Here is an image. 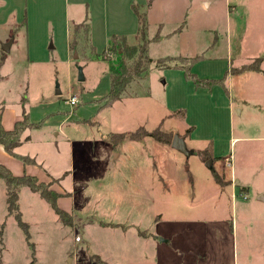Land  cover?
Returning <instances> with one entry per match:
<instances>
[{
  "label": "rangeland",
  "instance_id": "obj_1",
  "mask_svg": "<svg viewBox=\"0 0 264 264\" xmlns=\"http://www.w3.org/2000/svg\"><path fill=\"white\" fill-rule=\"evenodd\" d=\"M203 1H212L210 10ZM227 1L236 0H0V110L10 120L26 112L39 125L25 131L15 153L49 173L47 183L64 196L60 208L73 218L62 224L38 193L19 187L28 238L9 213L0 178V264H98L96 255L108 264H132V255L195 264L206 253L207 231L211 243L225 241L220 226L227 219L230 227L234 213L239 222L219 264H264V205L253 197L264 190V177L241 175L251 194L240 197L235 184L233 202L226 181L236 175L235 161L229 168L222 160L233 153L230 93L216 80L231 67L224 33L213 24L223 22ZM138 13L147 17L152 64L106 106L109 74L120 59L109 48L120 35L128 48L138 44ZM189 74L212 83L197 87ZM140 128L160 129L171 140L178 134L195 154L129 138L143 134ZM206 151L212 168L202 159ZM247 205L252 211L241 212ZM142 235L152 245L167 243L156 248Z\"/></svg>",
  "mask_w": 264,
  "mask_h": 264
},
{
  "label": "crops",
  "instance_id": "obj_2",
  "mask_svg": "<svg viewBox=\"0 0 264 264\" xmlns=\"http://www.w3.org/2000/svg\"><path fill=\"white\" fill-rule=\"evenodd\" d=\"M203 4L210 10L212 1H203ZM223 13V22L214 21L213 30L217 34L224 33L227 60L231 67L222 80L217 79V84L224 82L229 86V113L232 122L230 147L232 149L231 152L234 153V160L232 158L233 153L223 157L222 160L227 163L226 165L229 168L235 161L236 175L233 177L232 173L231 180L226 181L229 187L232 186L231 198H233L234 202L238 193L234 188L235 184L236 188L239 189L238 194H241L240 197L242 195L246 197L247 195L249 196V193L251 194L250 183L245 182L242 177L240 178L241 175L257 173L264 177V0H236L234 3L227 1ZM215 48L216 51L219 50L217 43L214 46L212 45V49L215 50ZM216 57H219L218 53ZM258 59L261 60L260 69L262 71L243 70V72H239L244 65L253 63ZM3 109L0 110L3 127L7 130H12L16 121L21 120L22 116H16L11 118V120L7 119L4 116ZM236 117L238 119L237 123L234 121ZM0 163L4 164L15 176L24 174L36 175L41 181L47 183L49 173L47 174L45 171H43L45 174L42 173L39 169H36L35 164L25 165L23 162L15 161L5 151L2 144L0 145ZM46 175L47 177H45ZM253 197L261 206L264 205V190L257 191L253 194ZM236 207L232 209V213L237 211ZM262 208L260 207V209ZM66 211L69 212L68 210ZM242 211L247 213V211H252V208L247 205V208L241 209ZM237 217L234 213L230 224L231 229L229 221L227 219L222 220L220 229L222 230V236L226 237L223 242L216 243L213 237V242L211 243V232L207 231L206 245L208 247L206 253L202 258L196 259L195 264H219L220 260H227L230 238L235 233V228L239 222ZM216 228L214 227L213 229ZM140 237H143L144 243L156 248L167 243L164 238L152 245L146 236L142 235ZM218 244L222 245L220 253L215 250ZM225 247L227 254L224 250ZM131 257L129 260L132 264H161L158 261L135 260L134 255Z\"/></svg>",
  "mask_w": 264,
  "mask_h": 264
},
{
  "label": "trees",
  "instance_id": "obj_3",
  "mask_svg": "<svg viewBox=\"0 0 264 264\" xmlns=\"http://www.w3.org/2000/svg\"><path fill=\"white\" fill-rule=\"evenodd\" d=\"M137 16L139 18L138 33L140 36L138 44L133 47V49H130L127 46V38L123 35H120L113 37L112 45L109 48L111 51H114L117 55H120V59L118 62L119 65L117 67H113L111 73L109 74V78L111 79V87L105 101L106 106L112 105L113 103L119 101L122 97L123 91L132 82V80H134L135 77L143 74L147 67L152 64V61L148 58L149 40L147 37V17L144 14L139 13L137 14ZM184 25L185 24H183L182 26ZM180 29L181 28H179V31ZM158 37L159 36H156L155 39H158ZM136 53L139 54L136 61L132 65L128 64L129 59H131ZM4 62L5 61L3 60L0 61V69ZM260 66L261 60L258 59L253 63L244 65L243 68L239 70V72H243V70L262 71L260 69ZM188 77L195 83L197 87H203L205 85L204 82L206 81L210 82L209 84L212 83L211 80L196 77V75L194 74H189ZM1 79L2 77L0 75V80ZM22 117V120L16 121L12 130H7L6 128H4L2 118H0V145L2 144L4 146L5 151L10 156L19 158L23 161L25 165L36 164V160L34 158L19 156L15 153L17 148L22 145V137L25 131L31 128H39V125L37 123H32L30 121V116L26 112L23 113ZM139 130H142L143 134H131L129 135V138L138 141V139L142 137H150L164 144L172 143V140L168 137L170 136V134L164 133L160 129H156L153 132H149L144 128H140ZM113 136H119L123 138L124 136H126V134L123 133ZM208 152L209 151H206V153L203 152L202 159L204 162H207L211 159V157L209 156L210 152ZM0 178L3 179L6 184V203L8 204L9 213L14 214L15 219L17 220L18 224L22 227L25 234H27L28 238H30V234H28L29 226L21 219V213L19 212V204H17L19 197V187H26L29 188L32 192L38 193L41 199L45 203L50 205V207L60 219L62 224L68 226L72 225L73 218H71V215L65 209L63 210L59 206L58 200L60 198H63L64 196L63 194L52 188V185L54 183L53 181H48V183H46L44 181H41L36 175L31 176L28 174H24L21 176H15L4 164L1 163ZM214 178L216 183L224 185V180L216 172L214 173ZM94 261L98 264H108L97 255L95 256Z\"/></svg>",
  "mask_w": 264,
  "mask_h": 264
},
{
  "label": "water",
  "instance_id": "obj_4",
  "mask_svg": "<svg viewBox=\"0 0 264 264\" xmlns=\"http://www.w3.org/2000/svg\"><path fill=\"white\" fill-rule=\"evenodd\" d=\"M12 43H13V41L10 43H7L6 45H3V48H2L3 51L9 53L10 52L9 50H10ZM81 79H82V77H81ZM56 95H61V92L59 90V86H57ZM172 139L173 140H172L171 146L176 151H178L182 154H185L186 156H190V155L195 154L194 151L188 149L185 138H182L178 134L177 135L175 134ZM212 163H213L212 160L207 161V165L210 168H212Z\"/></svg>",
  "mask_w": 264,
  "mask_h": 264
},
{
  "label": "built area",
  "instance_id": "obj_5",
  "mask_svg": "<svg viewBox=\"0 0 264 264\" xmlns=\"http://www.w3.org/2000/svg\"><path fill=\"white\" fill-rule=\"evenodd\" d=\"M77 98H71L70 99V101H69V103L72 105V106H74V105H76V103H77ZM245 198V197H244ZM246 199V198H245Z\"/></svg>",
  "mask_w": 264,
  "mask_h": 264
}]
</instances>
